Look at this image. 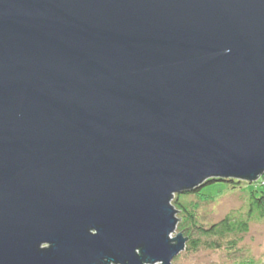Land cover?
Masks as SVG:
<instances>
[{"label": "water", "instance_id": "1", "mask_svg": "<svg viewBox=\"0 0 264 264\" xmlns=\"http://www.w3.org/2000/svg\"><path fill=\"white\" fill-rule=\"evenodd\" d=\"M263 174L264 0H0V264H171Z\"/></svg>", "mask_w": 264, "mask_h": 264}, {"label": "rangeland", "instance_id": "2", "mask_svg": "<svg viewBox=\"0 0 264 264\" xmlns=\"http://www.w3.org/2000/svg\"><path fill=\"white\" fill-rule=\"evenodd\" d=\"M254 183L252 181L246 184L243 180L241 183L234 184L237 186L234 188L222 180L209 182L201 187V192L212 197L211 200H202L192 193L180 196V198L184 203L194 202L196 204L195 219L203 225L217 222L227 215L234 218H245L248 211L247 190L255 187ZM174 197L175 194L173 199ZM174 208L176 209L175 206ZM176 216L181 217L180 211H177ZM248 228L246 232L226 237L219 249L200 248L197 251L185 252L184 248L171 260V264H237L245 260L264 261V217L253 215V218L248 221ZM178 231L181 230L176 228L172 236ZM233 239L234 244L231 247L229 241Z\"/></svg>", "mask_w": 264, "mask_h": 264}, {"label": "trees", "instance_id": "3", "mask_svg": "<svg viewBox=\"0 0 264 264\" xmlns=\"http://www.w3.org/2000/svg\"><path fill=\"white\" fill-rule=\"evenodd\" d=\"M215 179H208L206 184L214 182ZM223 181V180H222ZM229 183L231 187H237L236 183H241L243 180L230 179L224 180ZM246 184L249 182L245 181ZM247 190L248 195V211L245 218H234L233 216H224L217 222H212L209 225H203L197 222L195 219L194 210L196 204L194 202L184 203L181 201L180 196L187 194H194L196 197L202 200H211L212 197L203 194L201 187L193 191H187L184 193H176L172 203L179 209L181 217L177 222V229L183 231V234L187 237L185 245V252L197 251L200 248L206 249H219L224 244V239L232 235H238L248 231V221L253 218V215L264 217V185H258ZM205 185V184H204ZM231 247H233L234 239L229 241ZM237 264H264V261H252L245 260L243 263Z\"/></svg>", "mask_w": 264, "mask_h": 264}, {"label": "built area", "instance_id": "4", "mask_svg": "<svg viewBox=\"0 0 264 264\" xmlns=\"http://www.w3.org/2000/svg\"><path fill=\"white\" fill-rule=\"evenodd\" d=\"M256 184L263 186L264 185V174L259 176L255 181Z\"/></svg>", "mask_w": 264, "mask_h": 264}]
</instances>
